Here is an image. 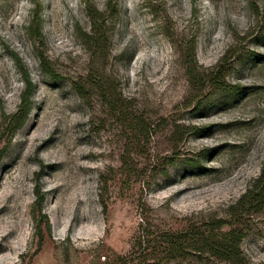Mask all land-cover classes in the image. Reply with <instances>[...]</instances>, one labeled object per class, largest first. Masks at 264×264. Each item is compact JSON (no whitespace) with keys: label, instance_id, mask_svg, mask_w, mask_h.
<instances>
[{"label":"rangeland","instance_id":"374dc122","mask_svg":"<svg viewBox=\"0 0 264 264\" xmlns=\"http://www.w3.org/2000/svg\"><path fill=\"white\" fill-rule=\"evenodd\" d=\"M142 221L264 264V0H0V264H122Z\"/></svg>","mask_w":264,"mask_h":264},{"label":"trees","instance_id":"16d2710c","mask_svg":"<svg viewBox=\"0 0 264 264\" xmlns=\"http://www.w3.org/2000/svg\"><path fill=\"white\" fill-rule=\"evenodd\" d=\"M142 222L127 256L119 259L122 264H167L176 261L179 257L197 256L201 258L204 255L208 237L205 232L200 231V228L193 227L180 232H162L154 230L149 223ZM232 234L229 239V244H232L230 249H236L242 237L240 234H237L238 236L236 233ZM214 247L212 246L213 249L207 251L218 257L215 252L218 250Z\"/></svg>","mask_w":264,"mask_h":264}]
</instances>
